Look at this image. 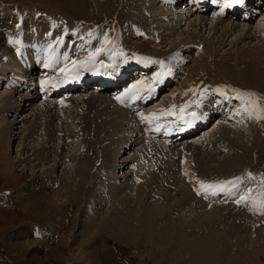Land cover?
Listing matches in <instances>:
<instances>
[{"label": "bare ground", "instance_id": "1", "mask_svg": "<svg viewBox=\"0 0 264 264\" xmlns=\"http://www.w3.org/2000/svg\"><path fill=\"white\" fill-rule=\"evenodd\" d=\"M45 1L46 2H43V5L40 4L42 5V7H40L39 10L36 11L33 10L31 18L30 16H25L24 13L20 15L16 14V16L14 15L15 20L14 21L11 20L10 22L8 20H10V17L12 16L13 12L9 10L10 8L6 9L5 7L4 8L1 7L4 10L5 16L8 15L4 24L6 25L5 29L7 30V32L9 31V35L5 36L3 39V36L1 35L2 32H0V174H4V175L8 174V176L14 178L13 176H15L16 171H21V170L14 171V168L18 167L20 165L21 160H23V155L21 157V154L18 155V153L16 154V158H14V160L9 159V157L7 158L8 147H9V143L11 142V135H14V132L12 134V130H14L13 124L12 122H9V119H7V117L11 118L12 116H7L8 114L12 113V115H21L19 113L21 111L24 113L30 111V113H32V115L34 114V116L36 117L43 109L42 107L38 109L37 107L34 108L32 106H34L33 103L36 100L39 101L41 99L42 101L41 105L43 106L45 104H49V105H52V103L57 104V106L54 107L55 108L54 110L48 109L55 112L54 114H52L51 117V120L53 121L54 117H56L57 119V116H59V114H57L58 109L64 105V101L66 102V104H68L67 106L70 105L69 106L70 108H79L77 107L78 103L77 104L75 103L72 96L75 93L79 92L80 90L66 91V89L71 88V86L74 87L82 86V88L87 87L86 89L85 88L83 89V91H85L91 89L92 83H89L90 81L91 82L99 81L101 86L102 85L113 86L114 84H116L114 90H117V92L121 91L122 98L120 96H116V95L115 96L122 101L117 102L114 96L113 97L109 96L108 98L109 100L113 98V102L112 100H110L113 106L109 103L110 107L108 111L104 110V107L100 105V104L105 105L107 103L106 98L100 97L101 99H99L98 97L93 98L91 96H88L83 99L82 96H80V99H82L84 104H86V112L81 113L82 114L81 119L83 120L81 122V125L83 124L81 133L84 132L83 134H81V139L83 141L81 149L77 148L79 149L77 152L68 151L66 156L64 155L65 153L64 148L66 147V145H63V147L61 146V154H58L56 150H53L51 154V152L49 153L50 150L47 151L42 146L41 147L39 146L38 148L33 147L32 150L34 151L33 152L31 151L32 153L29 154L30 156H33L32 159L33 166L29 172L35 173L34 171L36 170L35 167L38 166L40 167L42 166L41 164H46L50 159V157L52 155H55L56 159H58L59 162L55 159L54 162L56 166H53L54 168L51 167L53 168L54 173L56 171V174H58L57 170L61 166L62 171L67 176L68 175L70 176L68 178L66 176V178L64 177L65 179L58 180L60 182L62 181L61 186H64L65 184V186L67 187V181L68 184L69 182L70 184L74 182L75 185L73 184V186H75V188L77 189L72 191L73 193L75 192L76 196L79 195L77 191L86 189V191H88V194L90 195V200L94 202L95 205L97 206L103 205L102 207L103 209L105 208V206H107V201H104L101 198L102 196H100L99 194V185L102 180L103 183L101 187L103 186L104 189L108 190L112 194L119 195V199L116 201L117 204H113L111 207H109L110 212H112V222L114 223L111 224V226L113 227L112 230L115 229V231H117L116 236H118V239H125L128 240V242L130 241L132 243H137L140 245L142 243L143 245L144 244L148 246L151 245V247L153 246L152 254H154L155 252L158 253V251L155 250L156 246L157 245L164 246V243L167 242L166 238L171 237L173 232L177 234L178 230L184 231L186 233L185 242L186 241L188 242L190 241L189 236L193 234L199 235L200 233V235L202 234L201 236H203L206 233V230L210 226L209 222H211V219L212 221L213 220L219 221L220 218L222 217L228 218L229 216V218H231L236 223H238V225L241 223L240 225L245 226L246 231L247 229H249L248 231L250 232V234L247 236L246 234H244L245 233L244 230H242L239 226L237 227L236 225H232L230 227L234 232L232 233V236L236 237L237 239L236 241L250 246V251L245 253V258L247 259V261H249L250 264L258 263L259 261L258 259L264 255V247H263L264 246L263 244L264 243V211H262L258 207H254L251 199H249L247 202L241 201L240 203H237L240 197L238 198L233 197L230 204L223 202L225 198L224 196L230 194L229 190H233V189H236L237 191L239 190L237 193H235L238 196L239 193L241 194V196L246 195L249 193V190H251V197L253 198L258 197L261 191H264V185L260 184L258 180H256V183H254L251 175L250 178L244 177L241 179V181L239 180L237 183L232 182L225 189L226 191L224 192L219 191L220 193L217 191L215 195H213L211 191L205 192L201 190L200 185L203 182V180L202 181L199 180L197 176L195 177V180H193L194 185L192 186V188H188L187 187L188 185L185 182L186 179L185 176L187 175L188 179H190L192 175L189 174L185 170V168L183 169V167H178L175 164L164 161L161 158V155L157 153L159 150L158 149L154 150L152 146H150V143H148L149 139L147 138V140H145L144 142L141 141L143 147L140 150V152L137 153V159H136L137 166L129 169L131 173L128 178H130L131 180L127 185H123V184L117 185L114 183L113 175L110 173L108 174L106 173L109 169H114V167L117 168L119 166L117 159L119 158L121 152L125 154L126 150L132 148L135 142H132L130 144L129 140L128 142L125 141L124 142L125 144L122 149L120 147L123 143L120 144V146L119 145L116 146L114 151L109 153V155L111 156L109 162L105 158L99 159L100 156H98L96 153L98 149V144L101 140L106 139L108 137H113L115 135V131H118L122 127L124 128V126L127 124H134V126L139 125L140 122L138 123V121L139 119H141V115L148 117L150 115L149 113H153L152 109H157V112L162 110L166 113L168 110L172 109L173 106L177 105L178 107L175 106V111L180 113L179 109L181 108V106H183L184 104H190V107L185 109V111L182 114L190 112V110H193V112L195 111L194 116H197L195 117V119L198 121V123L195 120V123L191 125L192 122H194V118L192 119L190 116L193 114L192 113L188 116L193 121H191V119H188L187 118L188 116H186L185 117L186 119L182 120L185 122L184 124H180L183 122H178V123L177 122L173 123L171 121L167 122L166 121L167 118H164L162 119L163 121H161L160 120L161 118L158 116L160 119L153 120L154 126L147 127L149 128L148 130L152 131L151 133H153L152 138L160 139V140L162 139V141L159 140L158 142L167 145L166 146L167 148L164 147L162 150L169 152L175 148L179 152H185L190 150L197 151L198 152L197 155L201 154L203 157L202 159L200 158V160L197 162L198 168L199 170H202L204 173L209 174V176L214 175L215 173L220 174L224 172L225 169H234L237 166H244L245 164H247L246 161H249V159L252 158V155H255L254 150H258L259 148V143H258L259 141L257 142L256 139L258 138L260 141L264 139V119H257L256 113L250 114L248 111H245V105L241 102V100L236 98V94L237 93L250 94L253 98L257 100L258 105L261 108H264V45H262L264 44V27H262V25L264 26V24L260 25L257 22L258 20H261L258 16H260L261 14V8H262L261 6L262 4H264V0H243V3H233L230 2V0H124V1L122 0L120 4L122 8L120 11L118 9L119 8L118 4L120 3L121 0H103V2L102 1L99 2L95 0L93 4H90L92 3L90 0H45ZM63 1H67V3H65L67 8H69L70 10L73 9L74 13L72 12L73 16H71L73 20H77V18L75 17L76 14L75 12H78L81 15L84 14V16H87L86 18L88 19L86 20L88 22H91L92 24H95L93 19H95L98 16L97 12L104 13L103 10H105L106 6H108L107 7L108 13L112 11L111 19L108 21V24L110 26L111 24H115V25L117 24L119 25L120 28H123L125 31L124 33H122L123 39L121 40V42H119L120 43L118 45L119 47L116 45L110 48L109 45L113 43L112 34L110 35V40H108L109 43H105V39H102L100 41L98 38H96L97 31L100 33H105L104 30H106V27L109 26V25H105L106 22L105 20L106 19L108 20L106 16L108 15L102 18L100 22H103L104 26L101 25L102 27L100 26L97 29V31L91 30V28H94L95 25L97 24L95 25L87 24L84 29L80 30V28L70 25L71 23L70 24L68 22L66 23L65 20L63 21V19L59 21L58 15L54 14L52 16L50 14L51 11L57 9L58 5L65 6V4H63ZM225 4H232V6L224 7ZM250 4L251 6H249ZM167 5H171L173 6V8L174 7L180 8L181 13H185L186 10L187 14L185 18L183 19L178 18L176 15L177 11L175 12V10L168 9L166 7ZM93 6L96 7L94 9L95 12L94 14L96 15V17L95 15L94 17L92 15V18H90V14L88 13V11L90 8H93ZM187 6H189L188 8L189 11L186 8ZM219 7L221 9L219 15L222 18L219 17L204 18L203 16L194 17V15H196L195 14L196 12L202 15L208 12V10H211L212 8L216 9ZM197 9L199 10L196 11ZM228 9L230 10L231 13L230 16L226 13ZM191 10L194 11L193 14H191L190 12ZM254 13H258V15L257 14L254 15ZM33 14H38V15L34 16ZM114 14L116 15V17L114 16ZM242 15L245 16L243 20L240 18ZM24 16H25V20L21 21V17ZM44 16L54 17L52 18L54 19V23L47 25L46 22L43 21ZM255 17H256V21H255L256 23L254 24V27L252 26V31L249 32V29H251L250 27H247L246 29L243 28L242 31H244V34L246 32L247 33L249 32L248 35H250V37L249 36L247 37L251 39L252 38L256 39V37L260 36V38H262L263 40V43H261L260 45L262 46V48L260 46L258 47L256 46L257 48L253 46L252 49L246 48V52L241 51L240 53L238 52L232 53V51H230L231 53H228L229 51L228 52L224 51V53L226 54L220 55L217 53L216 49L211 46L210 44L211 42L207 41L206 39H203V41L201 40L199 42H195V41L188 42L191 41L189 39L188 41L182 40L180 43H177L175 42L177 40L174 41L172 38V35H176L177 39H179L180 36L182 37L184 32L181 30H184L185 34L189 35V32H191L189 31L190 29H193L195 33L196 31L201 32L203 31L202 29H204V32H210V33L212 31L214 33L218 32L220 34V38L222 37L220 41L222 42L224 40L226 42L227 39H229L228 37H230L234 33V31H236L234 29H236L237 27L233 22L231 21L227 22V20H233V18H235L242 20L241 21L242 23L249 24L252 18ZM164 23L168 24L167 27H169V29H166L164 27ZM64 24L67 25L70 29H66L64 27ZM117 27L118 26H115V28ZM58 28H61V30L59 31ZM22 30H24L25 34L26 32H28L29 34L22 36L21 35ZM67 30H69L68 33ZM171 31L174 34H171ZM85 33L88 34L85 35ZM89 33H92V35L89 36ZM201 33L199 35H201ZM66 34H69V36H66ZM163 34L165 35V37H163ZM191 34L193 33H190L189 37H192ZM237 34L240 35V33ZM134 36L135 37L137 36L139 38V41H136L137 40L136 39L134 40L136 42H133L132 39ZM242 37L238 36L237 41L233 39V41L235 40L236 42L235 41L230 42L229 45L233 46L235 45V43L238 42L241 43L247 41L245 40V38L242 39ZM10 40H16L18 41V43L15 44L9 43ZM77 42L95 44V45L103 44L105 45V47H108L109 58L105 62L106 64H108L110 68H112L113 72L117 73L118 76L115 78L111 74V72L108 71L104 75H101L99 77L98 75L99 70L97 68L96 69L93 68V71L91 72L92 74L90 75L87 74L88 76L83 77L82 75H79V77H69V79L64 83L65 85L64 92L67 94L65 100L62 101L63 103L62 102L57 103L55 102L57 100L51 101L49 99L52 96H54L56 93L61 92L59 91L61 90V88L59 87L55 88L54 90L55 92H52L48 89L45 90V88L36 89V87L34 86L35 88L33 91L32 87L34 84L33 82L34 80L33 81L31 80L30 75L35 74L39 78L38 79L39 81L43 79L41 76H44L45 74L52 75L53 68L56 66L58 68V72H60L61 69H65L67 64L65 66H61L63 64L62 59H64V57H62L63 54L62 55L60 54L61 56L58 54L60 53V51H63L64 49L67 51L66 55L68 57L67 56L66 57L69 59V61L72 60L73 55H76L77 58L82 59V57H84V54H87L89 56L92 53L93 50L92 49L87 50L88 47L83 51H78L74 48L69 50L71 44H76ZM172 42H174L175 44H170ZM159 44H166V46H168V44L170 45L167 50L163 51L162 53H159L158 51L153 49V47H151ZM213 44L215 43L213 42ZM60 45H61V49L59 48ZM206 48H210L211 52L209 53L207 50H205ZM35 52L39 53V56L37 54H36L37 56H35L34 54ZM187 53H188V58L189 57H191L190 59H192V57L195 58L192 59L191 65L193 67H201V70L199 72L203 74H212V72H215L214 69H216L215 75L220 76V79L219 80L218 78L217 80L215 79L210 80L206 78L203 79L204 78L203 76L200 78L199 72H194L184 80L183 84L179 85L178 92L176 91L175 88L172 89L173 87L172 84H174L173 80L176 78L175 71L177 70L181 71V68L178 67L182 63L183 58L181 55ZM100 54L98 56H100ZM104 55H108V54L104 53ZM125 55L127 56L132 55L143 60L144 65L140 63L141 60L138 62L129 61L128 59H126ZM204 58L206 62L202 64V62L205 61ZM111 59H113L114 62ZM68 64L71 65L69 62ZM45 65L48 66L46 67ZM138 65L140 66V70L137 71L136 67ZM60 66L61 68L59 70ZM119 67H122V69L120 68L119 70ZM38 68L40 69V71H38ZM133 71L136 73H132ZM64 72L65 71H61L60 73L63 74ZM133 74L134 76H136V79H138L137 75H139V77L142 78L144 76L146 77L148 76V78L150 77L153 80L149 82L150 84L148 82L145 84H141V81L144 79L139 78L140 80L138 79L137 82H134L129 86V83L135 80V78H132ZM158 75L160 76V79H157ZM83 82L85 83L83 84ZM96 89L100 91L102 90L104 92L108 90L106 88L102 89L100 88V86H97ZM133 89L136 90L135 93L130 94L132 93ZM190 89H195L196 90L195 94L193 93V91H190ZM204 89H207V92L205 93L204 98L202 99L200 96V92L203 91ZM217 89L223 90L225 95L221 96L219 92L216 91ZM170 90L171 93L169 94L165 93ZM141 93L144 94L146 93V95L142 96ZM210 94L213 97L218 98L216 104H213V106L208 105L209 103L207 97ZM139 97L141 101L139 100ZM233 102L236 103L237 105L234 104ZM229 103H232L233 106L236 108V110L239 111L238 120L244 128L247 134L246 136H244L242 127L240 125H234V123L229 122L232 120V118H234L233 117L234 111L231 110V105ZM127 104L129 106L133 104V106H136V109H141V107H145V106L148 107L150 106V108L148 107L144 108L142 112L138 114V116H140L139 119L137 116L134 119L130 120L128 115L125 113V110L128 109ZM96 105H98L102 110L98 111V107ZM146 110L147 112L144 113ZM92 111L96 112V114L98 115L96 117H98V119L100 120V124L94 126L91 125L90 123L91 127L94 128L89 127V124L87 122L88 119L85 118L86 116H84V114L87 115ZM106 113H109V115L106 116ZM41 115H43L44 118L42 116L41 117L43 119L40 116L39 118L36 117L33 120L34 123L36 120L41 118L42 121L44 120V124H45L44 131L47 130V132L51 134L53 133V131L55 132L54 130L55 128L54 129L51 128L52 124L49 118L48 117L45 118L46 114L43 113ZM194 116L192 115V117ZM24 118L25 119H23V121L25 122L31 119L28 116L27 118L26 117ZM228 119L230 120L228 121ZM145 122L149 123L147 121ZM214 122L215 124L212 126L208 124V123L213 124ZM31 127L32 125L30 126V128ZM35 128L22 131V132L24 131L28 132L26 139L29 136H32L35 132H37ZM200 132H202L201 137L199 135L200 138L198 137L197 139L192 140L191 142L188 141V138L191 135L196 134L197 136V134H199ZM208 133L209 136H207ZM26 139L24 138L23 141L25 142ZM220 141L224 143L227 149H223L225 148L223 145L219 146ZM20 143L21 142L19 141V145L21 146L22 143L21 144ZM25 149L26 148L22 147L20 152L24 153ZM217 149H221L223 158H221V160L219 161V157H217L216 158L217 160L214 163V160H209V157L211 156V153L215 155L214 152H216ZM209 152L211 153L209 154ZM168 157L171 158L172 155L169 153ZM64 158L70 159L72 163L75 162V166L70 168L65 167L64 164L61 162V159ZM38 159L41 160L39 161ZM143 160H147L144 161L147 163H144ZM56 168L57 170H55ZM140 173H144L146 177L141 179L142 174ZM42 177L43 176H41L40 178L36 177L33 183L38 184L37 186L47 189V187H50L51 184L54 187V184L57 182L56 178L58 177V175L49 176L48 178H42ZM53 177L55 179H53ZM201 179H203V176ZM207 180L208 181H206L204 184H213L212 182L218 181L217 183L218 185L224 182L223 181L224 179L216 180V181H212L210 179L211 180L210 181L207 178ZM57 183L59 185V182ZM154 184L157 186L155 188H151V186ZM160 186L164 187L166 190L164 191L163 188H161ZM91 189L96 190V192L95 191L91 192ZM169 191H171L172 195H174L176 192L175 196H170L171 193ZM41 192L39 193L37 191L36 193L29 191L28 197L31 200H33V204H34V205L32 204L33 206L36 205L38 199L46 198L45 201L43 200L44 204H46V202L48 201L47 199H49L48 197L49 195L44 197L43 196L44 194L42 195ZM54 196L59 198L58 194ZM85 198L86 200L83 206L87 204V197L85 196ZM51 200L53 199L50 198L49 201ZM56 200L59 201V199ZM78 200H80V198ZM143 201H146V203H144ZM8 204L12 205L13 203L11 202ZM119 205L122 206V208L124 209L120 215H119V210H120ZM48 207L50 208V206ZM96 208H93L91 210V214L89 215H91L95 219H99L102 216H99L100 214L95 213ZM102 211L104 212V210ZM174 212L175 214L174 216H172ZM132 214H135L136 216L135 218H132L134 222L133 224L130 223L129 225H127L126 222H128V220L126 219V216H131ZM89 215H87L86 217L88 218ZM258 223L259 226H261L260 229H256ZM109 224L110 221L107 220L106 222L105 219L104 229H106L107 231H110L109 229L111 228L109 227ZM215 225L217 226V224ZM123 226L127 228L128 226H135L136 231L134 230L132 231L133 234L132 236H134V234L138 232L139 235L144 234L146 235V237L144 236L141 238L139 237L140 239L138 240L136 238L129 239L127 237L129 233L126 231L127 230L126 228H123ZM210 228H215V227H210ZM91 230L92 229H90V231ZM25 231L26 230L22 229V230H16L13 233L14 234L13 237H15L16 239H20L23 237L25 238L24 240L19 241L18 245L21 246L22 248H26V249L29 248L28 249L30 255L29 258L30 261H32V263L46 264L45 262H42L43 261L42 259H44L43 248L41 246H38L39 243L38 241L26 239ZM218 231L220 232V230ZM102 232H99L98 236ZM177 235H180V233H178ZM94 236H95L94 238H96L97 235ZM157 236H159V238H157ZM210 236H212V234ZM217 236L219 237V235H216V237ZM198 237L199 236H197V238ZM93 239H91L90 237V240H92V242L94 243ZM96 240L95 242H97ZM162 241L165 242L163 243ZM195 241L196 240H192L190 244L194 243ZM200 241L202 243L195 242L194 245L198 244L199 247L205 246V250H206V246H208L210 242L206 241V239L205 240L200 239ZM161 242L163 244H161ZM66 243H63L61 239V242L58 243V245L56 244L57 260L54 261V264H91L89 263V256L85 257L84 259L81 257V254L79 253V245L78 248L76 247L77 248L76 253L72 254L71 252H69ZM171 243L175 244L173 241ZM225 243L227 242L225 241L222 244L221 242L218 243V245L221 246L223 252L225 251V249H227V244ZM215 244L217 247V243ZM84 246L87 245L84 244ZM161 246L158 247L160 251L162 250ZM233 246L235 245L233 244ZM93 247L95 248L94 245ZM216 255L214 256L216 257ZM105 257L107 258L109 256H105ZM219 257L221 258V256ZM233 263L234 264L237 263V260L235 258ZM112 264H114V262Z\"/></svg>", "mask_w": 264, "mask_h": 264}, {"label": "rangeland", "instance_id": "2", "mask_svg": "<svg viewBox=\"0 0 264 264\" xmlns=\"http://www.w3.org/2000/svg\"><path fill=\"white\" fill-rule=\"evenodd\" d=\"M90 1L92 2L90 4H93V2L95 0H90ZM97 1L103 2V0H97ZM43 2H46V1L45 0H0V9H1L0 10V13H1L0 14V32H2L1 35L3 36V39L5 36L9 35V31L7 32V30L5 29L6 25L4 24L8 15L5 16L4 10L1 7H3V8L5 7L6 9L10 8L9 10L11 12H13L12 16L10 17V20H8L10 22L11 20H13V21L15 20L16 14L20 15V14L24 13L25 16H30V18H31L33 10L34 11L39 10V8L42 7ZM121 2H122V0L118 4L119 11L122 8L120 6ZM65 3H67V1H63V4H65ZM40 4H42V5H40ZM59 4H61V3H59ZM249 6H251V4ZM107 7L108 6H106L105 10H103L104 13L103 12H100V13L97 12V15H98L97 17L94 14L95 13L94 9L96 7L93 6V8L89 9L88 13L90 14V18H92V15H93V17L95 15L96 18L93 20H94V23L97 25L92 24L91 22H88L86 20V19H88V18H86L87 16H84V14L81 15L78 12H75L76 13L75 17L77 18V20H73L71 18V16H73L72 12L74 13V11H73V9L70 10L69 8H67L66 4H65V6H62V5L59 6L58 5L59 9L57 8L54 11H51L50 14L52 16L54 14L58 15L59 21H61V19H63V21L65 20L66 23L67 22L69 24L71 23L70 25H72L74 27H78V28H80V30L84 29L87 24L88 25L89 24L95 25V27L91 28V30L97 31V29L101 25L104 26L103 22H100V21L106 15H108V16H106L108 18V20L107 19L105 20L107 22V23L105 22V25H109L108 21L111 19L112 11L110 13H108ZM166 7L170 10H175V12L177 11L176 15L180 19L185 18L186 14H187L185 9L189 8V6H187L184 9L185 13H181L180 8H176V7L173 8V6H171V5H167ZM261 7H262L261 8V14H260V16H258L261 20L257 21L260 25L264 24V4H262ZM192 8H193V6H192ZM198 10L199 9H197L196 11H198ZM206 10H208V9H206ZM214 10H216V9H214ZM188 11H189V9H188ZM208 11H210V10H208ZM190 12H191V14L194 13V11H192V10ZM195 14L196 15H194V17H196V16L202 17L203 16L204 18H207V17L215 18L214 14L209 15L208 13H205V15L204 14L200 15L197 12ZM256 14L258 15V13H254V15H256ZM33 15L37 16L38 14H33ZM25 16L21 17V21L25 20ZM52 16H44L43 21L46 22L47 25L54 23V19H52L54 17H52ZM114 16L116 17L115 14H114ZM115 17H113V18H115ZM228 21L233 22L235 24V26H237V27H236V29H234V30H236L233 33L234 35L232 34L233 36L231 35L230 37H228L230 40L227 39L226 42L224 40L222 42L220 41L222 39V37L220 38V34L218 32L214 33L212 31L214 33L213 34L212 32L211 33L210 32H204V29H202L203 30V31H201L202 33L199 31H196V33H195V31L193 29H190L189 31H191V32H189V35H190V33H193V34H191L192 37H189L188 34H185L184 30H181L184 32L183 35L181 34L182 37L180 36V38L177 39L176 35H172V38L174 41L177 40V41H175L177 43H180L182 40L188 41L189 39L191 41H188V42H194V41L199 42L201 40L203 41V39H206L207 41L211 42L210 43L211 46L214 47L216 49L217 53L220 55L226 54V53H224V51L225 52L229 51L228 53H231L230 51H232V53H234V52L240 53L241 51L246 52V48L252 49L253 46L258 47L261 45V43H263V40H262V38H260V36L256 37V39L252 38L253 40L251 38L247 37V36L250 37V35H248V33L250 31H252V26L254 27V24L256 23L255 22L256 17L252 18V20L249 22V24L242 23L241 21H236V20L235 21L234 20H227V22ZM114 25L115 24H111V26L109 25L108 27H106V30H104L105 33H100L97 31V35H96V38H98L101 41L102 39H105V37H107V39L110 40V35L112 34L113 35V43L111 45H109L110 48L114 47L116 45L118 46L120 44L119 42H121V40L123 39L122 33L125 32L123 28L119 27V25H117V24L115 25V26H118L117 28H115ZM167 26H168V24L164 23V27L166 29H169V27H167ZM64 27L66 29H70L65 24H64ZM247 27H250L251 29H249L248 33L246 32L244 34V31H242V30H243V28L246 29ZM262 27H264V26L262 25ZM58 29H59V31L61 30V28H58ZM100 29H102V28H100ZM238 29H241V30H238ZM68 32H69V30H67V33ZM236 32L240 33V35L237 34ZM58 33H60V32H58ZM200 33H201V35H199ZM27 34H29V33L26 32V34H25L24 30H22V33H21L22 36H25ZM86 34H88V33H85V35ZM171 34H174V33L171 31ZM216 34H218V35H216ZM211 35H213V36H211ZM66 36H69V34H66ZM238 36H240V37L243 36L242 39L245 38V40H247V41L244 40L245 42L235 43V45H233V46L229 45L230 42H234L235 40L237 41ZM163 37H165L164 34H163ZM231 39H232V41H231ZM233 39H235V40L233 41ZM132 40H133V42H136V41H139V38L137 36L136 37L134 36ZM134 40H136V41H134ZM213 42L215 44H213ZM170 44H175V43L172 42ZM170 44H168V46H166V44H159V45H155V46H151V47H153V49H155L159 53H162L163 51H165L169 48ZM262 45H264V44H262ZM260 47L262 48V46H260ZM59 48L61 49V45L59 46ZM73 48L78 50V51H83L87 48V50L92 49L94 52L98 48H103L105 52L102 51L101 52L102 54H100L101 57L96 56V58H95V61H96V59L99 60V61H96L97 62V69L100 70V73H102L101 75H104L106 72L110 71L113 76H118L116 72H113L112 68H110L108 66V64H105V72H101L102 70H104V65H103V62L100 60L107 61L109 58V50H108L109 48L105 47V45H103V44L95 45V44H87V43L77 42L76 44H71L69 50H71ZM205 50H207L209 53L211 52L210 48H206ZM93 51H92V53H94ZM66 52L67 51L64 49L63 51H60V53H58L59 55L63 54L62 57H64V59L61 58L63 60V64L61 66H65L67 64L65 67L66 71L63 74H61L62 76L58 77V78L55 76L52 78L47 77L41 81L35 80V83L37 85H41L43 82L49 81L48 82L49 86L50 85L51 86H53V85L58 86L57 82H61V80H63L65 78V75L68 71L70 72V70L73 69L71 71V72H73L76 70L72 66L73 61L77 62L78 64L83 63L84 67H80V68H85V67L88 68V69L85 68L87 70H84V71H81L78 73V75H82L83 77L92 74L91 72L93 71V68L96 69L95 66L93 67L92 64L90 65V63H88L90 55L88 56L87 54H84V57H82V59H79V58H77L76 55H73L72 56L73 61L72 60L69 61V59L67 58L68 56L66 55ZM213 52H214V50H213ZM78 53H80V52H78ZM104 53H106L108 55H104ZM34 54H35V56H37V55L39 56V53H37V52H35ZM181 56L183 58L182 63L178 66L179 68H181V71H179V70L175 71V77L176 78L173 80L174 84H172V86H173L172 89L175 88L177 92H178L179 85L183 84L184 80L189 75H191L194 72H199L201 70V67H193L191 65L192 59H195L194 57H192V59H190L191 57L188 58V53L183 54ZM125 57L129 61H137L138 62L141 60V59H139L135 56H132V55H129V56L125 55ZM73 58H75V59H73ZM111 60L113 61V59H111ZM204 60H205V58H204ZM68 62L71 64V67L68 64ZM205 62H206V60L203 61L202 64H204ZM140 63L143 64L144 61L141 60ZM121 65H123V64H121ZM61 66L59 67V70H60ZM120 68L122 69V67H119V70H120ZM214 71L216 72V69H214ZM60 72H58L57 66L53 68V73H60ZM215 72H212V74H203V73L199 72L200 78L203 76L204 77L203 79L206 78V79H210V80H212V79L217 80V78H218V80H219L220 76L215 75ZM149 76H150V74H149ZM77 77H79V76H77ZM132 78H135V80H133L132 83L137 82L139 78L144 79L141 81V84H145L147 82L149 83L150 81L153 80L150 77L148 78V76L147 77L144 76L143 78L137 76L138 79H136V76H132ZM130 85L131 84H129V86ZM55 86H53V87H55ZM3 88H4V86H3ZM91 89H92V87H91ZM123 90H124V88H123ZM171 90L167 91L165 93L169 94V93H171ZM116 91L115 92L111 91V93H110V91L103 92V93H101V92L93 93V91L90 89L85 90L84 92L79 91L72 96L75 103L76 104L78 103L77 107H79V108H70L69 107L70 105L67 106L68 104H66V102L64 101V105L58 109L57 114H59V116H57V119H56V117H54L53 121L51 120V117H52V114H54L55 112L48 110V109L54 110L55 109L54 107L57 106V104L52 103V105L45 104L43 106V105H41L42 104L41 100H39V101L36 100L33 103L34 106H32V107H34V108L37 107L38 109H40V107H42V109H43L40 113L38 112L40 115L38 114V116H36V117L39 118V116L40 117L42 116L44 118V116L41 114H43V113L46 114L45 118H47V117L49 118V120L52 124L51 128H53V129L55 128L54 129L55 132L53 131L52 134L48 133L47 130L44 131L45 130L44 129L45 124H44V120L43 121L41 120L42 117L40 119L36 120L34 123L33 120L36 117L34 116V114L32 115V113H30V111H27L25 113L21 111L23 113L22 114L21 112H19L21 115H12V113L7 115V116H12L11 118L7 117V119H9V122H12L13 127H14V130H12V134L14 132V135H11V142L9 143L7 158L9 157V159L14 160V158H16V154L18 153V155L21 154V157L23 155V160H21L20 165L18 167L14 168V171L21 170V171H16L15 176H13L14 178H12L11 176H8V174H5V175L0 174V264H34V263H32V261H30V258H29V256H30L29 250H28L29 248L28 249L22 248L21 246L18 245L19 244L18 242L24 240L25 238L23 237L20 239H16L15 237H13V235H14L13 233L16 230H22V229L26 230L25 231L26 232V239L35 240V241L39 242L38 246H41L43 248V258L44 259H42L43 260L42 262H45L46 264L47 263L48 264H54V261L57 260V252H56L57 248L56 247H57L58 243L61 242V239H62L63 243L67 242L66 245L68 246L69 252H71L72 254L76 253V249L78 248V245H79V253L81 254V257L84 259L85 257L89 256V263H91V264H112L113 262H114V264H234L233 263L234 258L237 260L236 264H250L249 261H247V259L245 258V253L250 251V246L236 241L237 239L235 236H232V233H234V232L232 231V229L230 227L232 225H236L237 227L239 226L242 230H244V232H245L244 234H246L247 236L250 234V232L248 231L249 229H247V231H246L245 226L240 225L241 223L238 225V223H236L234 220L229 218V216H228V218L222 217V218H220L219 221L218 220L212 221V219H211L212 223L209 222L210 226L206 230L207 234L205 233L206 235L204 234L203 235L204 237L201 236L202 234L200 235V233H199V235L193 234L194 236L193 235H191V236L187 235L190 237V241H188V242L187 241L185 242L186 233L184 231L178 230L177 234L180 233V235H177L175 232H173L171 237L166 238L167 242L164 241L168 245L162 241L164 243V246L160 245L162 250L160 251L158 249V247H160V246L157 245L155 250H157L158 253L155 252L154 254H152L153 253L152 252L153 246L151 247V245H149V246L146 244L143 245V243L140 245L137 243H132L130 241L128 242V240H125V239H118V236H116L117 231H115V229L112 230L113 229V227L111 226V224L113 223L112 222V212H110L109 207H111L113 204H117L116 201L119 199V195L118 194H112L108 190L104 189L103 186L101 187V185L103 183L102 180H101V183L99 185V194H100V196H102L101 198L104 201H107V206H105V208H103V209H102L103 205L97 206V205H95L94 202H92L90 200V195L88 194V191H86V189L81 190V191H77V193L79 195L76 196L75 192L73 193V191H72V190L77 189V188H75V186H73V184L75 185L74 182L72 184H70V182H69V184H68V181H67V187L65 186V184H64V186H61L62 181L60 182L58 180L65 179L67 175L62 171L61 166L59 167L58 170H57V168L55 169L58 171V174H56V171L54 173V171H53L54 167L53 166H56V164L54 162L56 159L55 155H52L46 164H41L42 166L35 167V169H36V170H34L35 173L29 172L33 166L32 165L33 164L32 163L33 156L29 155L34 151V150H32L33 147L38 148L39 146L40 147L42 146L45 148V150H47V151L50 150L49 153L51 152V154H52L53 150H56L58 152V154H61V146L63 147V145H66V147L64 148V152H65L64 155H66V156H67L68 151L77 152L79 149H81L82 142H83L81 139V134L84 133V132L81 133V130L83 128V124L81 125V122L83 121L81 119L82 118L81 113L86 112V104H84L83 100L80 99V96H82L83 99L85 97H88V96H91L93 98L98 97L99 99H101L103 97L106 98L107 103L105 105L104 104H100V105L104 107V110L108 111L109 107H110L109 103L112 105L110 100H112V102H113V98H111L110 100L108 99L109 96L110 97L111 96L116 97L119 95V93H121V91H118L119 93L117 92L118 93L117 94ZM115 93H116V96H115ZM141 95L145 96L146 93L145 94L141 93ZM61 97H62V99L60 100V97L53 96V98H54L53 100H58L61 103L63 100H65L64 98L66 97V95H63ZM57 98H59V99H57ZM49 99H51V98H49ZM139 100L141 101L140 97H139ZM207 100L209 103L208 105L213 106V104H216V101L218 100V98L213 97L210 94V95H208ZM51 101H52V99H51ZM225 101H226V99H225ZM59 102H57V103H59ZM85 103H87V102H85ZM229 104L231 105V110L234 111L233 112L234 118H232L231 121H229L230 119H228V121L231 123H234V125H240L242 127V131L244 133V136H246L247 134H246L243 126L240 124V122L238 120L239 111L236 110V108L233 106L232 103H229ZM234 104H236V103H234ZM98 105H96L98 107V111L102 110ZM136 105H138V104H136ZM130 106L127 104L128 109L125 110V113L128 115L130 120L137 117L138 114H140L144 108L148 107V106H145V107H141V109H136V106H133V104H131ZM175 106L178 107L177 105H175ZM148 108H150V106ZM94 111L87 114L88 116L92 114L91 116H89L90 119L88 118L87 115L84 114V116H86L85 118L88 119L87 122L89 124V127H91V125L94 126V125L100 124V120L98 119V117H96L98 115ZM152 111H153V113H149V114L159 116L161 118V119L159 118L161 121H163L162 119L167 118V120H166L167 122H170V121L173 123L183 122L180 124H184L185 122L182 120H185L186 116L195 112V111L193 112V110H190V112H187L185 114H181V113L175 111L172 115H165L164 114L165 112L162 110L157 112V109H152ZM146 112H147V110L144 113H146ZM28 114H30V115H28ZM108 115H109V113H106V116H108ZM27 116L31 119H29L27 122L23 121V119H25L24 117L27 118ZM181 116H182V118H181ZM190 116L192 119L194 117H197V116L192 117V115H190ZM139 117L140 116H138V119H139ZM187 118H189V116ZM78 120H80V121H78ZM144 121L145 120L139 119L138 123L140 122V124H143ZM96 122H98V123H96ZM90 123H91V125H90ZM150 123L153 124V122H150ZM140 124L137 126H134V124H127L124 126V128L122 127L118 131H115V135L113 137H108L106 139H103L98 144V149H97L96 154L98 156H100L99 159L105 158L109 162V159L111 157L109 155V153L114 151L116 146H118V145L120 146V144L123 143L120 147L122 149L124 144H125L124 143L125 141L128 142V140H129L130 144L132 142H135L133 144L132 148L126 150L125 154L123 152H121L119 158L117 159V162L119 164V166H118L119 168L114 167V169H109L106 173V174L110 173L113 175L114 183L117 185H122V184L127 185L129 183V181L131 180L130 178H128L130 173H131L129 169L137 166L136 165L137 153H139L143 147V144L141 141L144 142L145 140H147V138L149 139L148 143H150V146H152V148L154 150H156V149L159 150L157 153L161 155V158L164 161L175 164L178 167H183V169L185 168V170L189 174L192 175V177L190 179H188L187 175L185 176V178H186L185 182L188 185L187 186L188 188H192V186L194 185L193 180H195L196 176L199 178V180H201V181L203 180V182H202L203 184L206 181H208L207 178L209 180L211 179L212 181L224 179L223 183H225V181H226V183H229L231 181L233 183L234 182L237 183L239 180L241 181V179L244 177L250 178V175H251L254 183H256V180H258V182L260 184H262L261 181H264V153H263L264 152V146H263L264 145V139L262 141H260L258 138L256 139L257 142L259 141L258 142L259 148H258V150H254L255 155H252V158H254V159L251 158V159H249V161H246L247 164H245L244 166H237L234 169H225L224 172H222L220 174L217 173L218 175L215 173L214 175L209 176V174L204 173L202 170H199V168H198L197 162L200 160V158L201 159L203 158L201 154H200L201 156L197 155L198 152L194 151V150L179 152L175 148L169 152L163 151L162 149L164 147H166L167 145L163 144L161 142H158L160 139L152 138V136H153V133H151L152 131H149V133L151 134L150 135L148 133L149 128L145 127L148 125V123H146L145 126H142ZM214 124H215V122L213 124L211 123V126ZM31 125H32L31 128H35V127L37 128V129L35 128V130H37V132H35L32 136H29L26 139L28 132L27 131L22 132V131L23 130H30ZM13 127H12V129H13ZM79 128H81V129H79ZM91 128H94V127H91ZM19 131L22 133H20ZM201 133L202 132L197 134V136H196V134H195V136L191 135L188 138V141L191 142L192 140L197 139L199 137V135L201 137ZM207 136H209V133ZM24 138L26 139L25 142L23 141ZM150 139H153L154 141L150 140ZM19 141L22 143L21 146L19 145ZM160 141H162V139ZM261 142H262V144H261ZM221 143L222 142L220 141V144ZM220 144H219V146L223 145L225 147L223 149H227L226 146L224 145V143H222L221 145ZM67 146H68V148H67ZM22 147L26 148L24 153L20 152ZM77 148H79V149H77ZM261 149H263V150H261ZM217 151L214 152L215 155H213L211 152H209V154L211 153L209 160H214V163L216 162L217 157H219V161L221 160V158H223L221 149H217ZM226 152H228V151H226ZM169 153L172 155L171 158L168 157ZM205 154H207V153H205ZM218 155H220V156H218ZM38 160L40 161L41 159H38ZM56 160L59 162L58 159H56ZM144 161H147V160H143V162ZM61 162L64 164L65 167L70 168V167L75 166V162L72 163V161H70V159L64 158V159H61ZM144 163H147V162H144ZM149 164H152V163H149ZM209 165H211V164H209ZM51 167H53V168H51ZM52 171H53V173H52ZM140 174H142L141 179L146 177V175L144 173H140ZM55 175L56 176L58 175V177L56 179H57V182H59V185L56 182L57 184L55 183L54 187L51 184L50 187H47V189H46V188L37 186L38 184L33 183L34 179H36V177L40 178L41 176H43L42 178H48L49 176H55ZM95 175H98V174H95ZM60 176H61V178H60ZM202 176H203V179H201ZM68 177H70V176L68 175L67 178ZM125 178H127V179H125ZM53 179H55V178L53 177ZM136 179H138V178H136ZM141 179H139V180H141ZM64 181H66V180H64ZM212 183H214V182H212ZM156 186L157 185L154 184L151 186V188H155ZM160 187L163 188L164 191L166 190L164 187H162V186H160ZM29 191L36 192V193H37V191L39 193L42 191L41 193H42V195L44 194L43 195L44 197L49 195L48 196L49 199L52 198L53 200L49 201V199H47L48 201L46 202V204H44L43 202L46 200V198L45 199L41 198V199H38V202L36 203V205L33 206L34 205L33 200H31L28 197ZM94 191L96 192V190L91 189V192H94ZM169 192L171 193V191H169ZM56 194L59 195V198L54 196ZM175 194H176V192H175ZM175 194L172 195V193H171L170 196H175ZM85 196L87 197V204L85 206H83V204H85V200H86ZM79 198H80V200H78ZM82 198H84V199H82ZM56 199H59L60 202ZM10 201L13 203L12 205L8 204V203H11ZM143 202L146 203V201H143ZM172 202H173V200H172ZM48 206H50V208ZM93 208H96L95 213L100 214L99 216H102L104 218L101 217L99 219H95L94 217L89 215V214H91V210ZM119 209H120L119 210V215H120L124 209L120 205H119ZM102 210H104V212ZM86 213H87V215H89L88 218L86 217L87 216ZM174 214H175V212L172 214V216H174ZM135 217H136L135 214H132L131 216H126V219L128 220V222H126L127 225H129L130 223L133 224L134 220H132V218H135ZM103 219H104V221H103ZM105 219H106V222H107V220L110 221V224H109V227H111L109 229L110 231H107L106 229H104ZM219 222H221V223H219ZM215 224H217V226ZM175 227H177V226H175ZM210 227H215V228H210ZM260 227L261 226H259V223H258L257 228L256 227L255 228L260 229ZM82 228H83V230H82ZM123 228L127 229L126 231L129 233V235L127 237L129 239L130 238L131 239L136 238L138 240L143 236L146 237V235H144V234L139 235L138 232H136V234H134V236H132L133 235L132 231L133 230L136 231L135 226H128V228L123 226ZM216 228L218 230H220V232ZM90 229H92V230L90 231ZM214 231H216V232H214ZM87 232H88V234H87ZM94 232H97V233H94ZM99 232H102V233L98 236ZM137 233H138V235H137ZM213 233H215L216 235H219V237L218 236L216 237V235ZM84 234H86V235H84ZM211 234H212V236H210ZM230 234L232 237L230 236ZM236 234H238V233H236ZM46 235H48V236H46ZM94 235H97L96 238H94L95 237ZM195 235H197L199 237L197 238V236H195ZM90 237H91V239L94 238L93 241L96 244H94L92 242V240H90ZM201 237H203V238H201ZM157 238H159V236H157ZM169 238H170V240H169ZM200 239L201 240L206 239V241H209L211 245L209 243H206V244H209L208 245L209 248H208V246H206V250H205V246H202V247L200 246L201 247L200 248L198 244L194 245L195 242L202 243L200 241ZM212 239H213V242H212ZM95 240L97 242H95ZM192 240H196V241L194 243L190 244V242ZM232 240H233V242H232ZM172 241L175 244L171 243ZM225 241L227 242V243H225V244H227V249H225V251L223 252L221 246H219L218 243L221 242V244H222ZM100 242H102V243H100ZM162 242H161V244H163ZM215 243H217V247H216ZM235 243H237V244H235ZM84 244L87 246H84ZM233 244L235 246H233ZM93 245L97 249H95L93 247ZM93 250H94V252H93ZM96 250H97V252H96ZM203 254H205V255H203ZM216 254H218V255H216ZM214 255H216V257ZM105 256H109V257L106 258ZM219 256H221V258ZM71 258H72V256H71ZM109 260H111V261H109ZM258 260H259L258 263H255V264H264V255L262 257H260Z\"/></svg>", "mask_w": 264, "mask_h": 264}, {"label": "snow or ice", "instance_id": "3", "mask_svg": "<svg viewBox=\"0 0 264 264\" xmlns=\"http://www.w3.org/2000/svg\"><path fill=\"white\" fill-rule=\"evenodd\" d=\"M233 3H243V0H232ZM232 4H225L224 7H231ZM92 33H89V36H91ZM9 43H18V41L16 40H10ZM105 43H109L107 37H105ZM102 51H104L103 48H98L94 53H91L89 56V62L90 64H92V66L94 67V61L96 56H98ZM46 67L48 65H45ZM73 66L74 67H84V64H80L77 65L75 61H73ZM61 71H66V69H61ZM157 79H160V76L158 75ZM48 84V81H45L42 83L41 87H46ZM55 86V85H53ZM135 89L132 90V93L130 94H134L135 93ZM190 91H193V93L195 94V89H190ZM217 92H219V94L221 96H224L225 93L223 90L221 89H217ZM207 92V89H204L203 91L200 92V96L203 99L205 93ZM187 94V93H185ZM135 98V97H134ZM236 98L241 100V102L245 105V111H248L250 114L251 113H256L257 114V119H264V108H261L258 103L257 100L255 98H253L250 94H244V93H237L236 94ZM199 106V105H197ZM188 107H190V104H184L183 106H181V108L179 109L180 113L182 114L185 109H187ZM175 112V106H173L172 109L168 110L166 113H164L165 115H172ZM193 116L195 115V113L192 114ZM182 118V116H181ZM141 119L145 120L147 122H151L153 120H158L159 117L156 115H149L148 117H145L143 115H141ZM232 182H229V184H231ZM262 184H264V181H261ZM228 185L225 184H203L201 183L200 188L201 190L208 192L211 191L213 195L216 194L217 191H224L227 188ZM249 199L252 200V204L254 207H258L259 209H261L262 211H264V191H261L260 195L258 197H251V190H249V193L246 195H242L239 200L237 201V203H240L241 201L247 202Z\"/></svg>", "mask_w": 264, "mask_h": 264}]
</instances>
